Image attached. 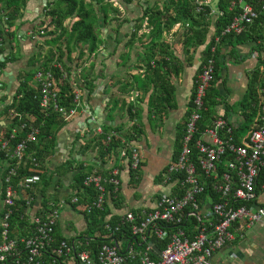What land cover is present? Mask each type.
Listing matches in <instances>:
<instances>
[{
    "label": "crops",
    "instance_id": "1",
    "mask_svg": "<svg viewBox=\"0 0 264 264\" xmlns=\"http://www.w3.org/2000/svg\"><path fill=\"white\" fill-rule=\"evenodd\" d=\"M165 1L134 0L127 3L118 0L119 7L112 4L120 14L108 11V18H105L103 14L99 16L100 8L95 0H86L88 7L91 3L96 8V18L100 19L96 28L99 48L90 53L87 44H71L67 50L64 43L68 35L66 41L56 45L50 36L41 34L51 22L47 12L64 7L61 0H21L19 15L11 22L9 35L4 37L2 61H6V65L0 67V112L12 103L20 87V78L43 62L45 55L43 58L39 55L43 48L47 54L49 50L62 47L64 69L71 72L81 92L77 116L67 122L61 121L53 128L57 145L45 165V169L53 174L47 192L49 199L71 200L75 194L73 179L81 171L80 163L87 174H106L113 169L120 171L118 191L122 204L116 208L108 191L106 208L110 209L111 215L107 220L130 211L151 210L159 194L169 190L162 184L160 175L174 160L178 137L183 131L194 94L195 80L216 32L217 17L215 14L208 17L210 32L202 45L186 44L187 29L181 23L171 29L162 26L163 30L157 34L158 18L141 20L143 10L150 7L159 11L164 8ZM5 8L6 3L0 1L2 24ZM76 19L67 20L66 27L69 29ZM257 45L254 42L235 44L232 56L229 55L232 48L224 47L218 57L220 64L226 66L222 72V76H226L225 87L219 86L223 89L221 97H225L226 103L232 107L229 110L236 115L234 121L237 125L244 122L241 106L258 69L262 76L256 85L258 88L264 86V65L260 66ZM166 59L170 63L168 66L164 63ZM155 61L161 63L158 75H166L174 87L172 104H165V108L160 99L162 83L155 86L154 75L148 72L150 67L152 72L155 70ZM261 96L259 90V98ZM12 121L11 117L0 115V143ZM114 133V140H126L141 148L145 162L138 180L133 178L128 161L120 158L118 148L121 144L109 157H100L98 143L102 141L104 145L106 138ZM73 159L76 162H72L70 170L65 173L66 163ZM8 163L0 161V217L5 198L2 176ZM157 182L160 188L154 192ZM260 200L264 202V192ZM73 206L69 202L62 210L56 236L79 245L87 229V220L82 206ZM139 241V238L133 241L122 239L120 246L125 251L127 244H131L140 250ZM211 264H264V221L243 229L236 242L218 252Z\"/></svg>",
    "mask_w": 264,
    "mask_h": 264
},
{
    "label": "built area",
    "instance_id": "2",
    "mask_svg": "<svg viewBox=\"0 0 264 264\" xmlns=\"http://www.w3.org/2000/svg\"><path fill=\"white\" fill-rule=\"evenodd\" d=\"M110 2L120 6L118 0ZM236 3L241 12L227 25L222 36L242 34L261 14L245 0L233 1L231 8ZM196 4V11L200 13L212 1L196 0ZM213 14L220 12L213 10ZM3 31L0 32V53L9 28ZM41 34L46 35V31L43 29ZM214 41L216 44L195 80L180 151L160 175L162 184L169 190L159 194L153 209L127 212L119 217L116 225L106 223V235L113 237L126 226L133 237L139 238L138 243L146 246L137 250L128 244L124 251L119 242L105 243L97 252H92L81 250L82 241L79 245L67 239L56 242L62 210L69 201L48 198L45 202L39 193L42 179L38 174L21 179L17 187L12 184L19 166L28 163L25 159L28 144L38 140L39 130L34 129L12 150L8 140L0 143V151H7L11 162L5 177L7 188L0 217V264H211L218 252L236 242L243 229L264 221V202L260 200L264 192V88L260 89L262 96L256 116L248 123L245 133H238V138L236 131L244 122L237 125L236 115L226 104L215 106V113L207 116L219 37ZM54 67L61 70L64 79L71 77L59 62ZM54 74L51 69L39 70L31 86L40 94L41 112L46 116L57 114L67 122L77 116L81 92L72 79V106L62 104V90L58 86L61 82L57 83ZM11 115L17 116L14 111ZM25 127V124L14 127L10 140ZM115 136L116 133L108 136L104 145L108 147ZM120 147V158L128 161L133 178L138 180L145 162L141 148L126 140L121 141ZM33 163L40 168L36 159ZM119 175L118 169L108 175L96 172L87 175L84 186L95 190L94 200L88 202L74 196L70 204H81L83 200L85 204H79L83 212H104L108 187L118 191ZM17 206L22 209L21 219L28 224L26 229L30 234L12 238L11 220ZM100 235L99 232L97 237ZM159 244L163 245L162 249Z\"/></svg>",
    "mask_w": 264,
    "mask_h": 264
},
{
    "label": "trees",
    "instance_id": "3",
    "mask_svg": "<svg viewBox=\"0 0 264 264\" xmlns=\"http://www.w3.org/2000/svg\"><path fill=\"white\" fill-rule=\"evenodd\" d=\"M2 3H6L5 8V15H4V24L0 23V32H4L3 30L8 27L10 29L11 22L15 20L20 12L21 7V0H0ZM99 5V16L105 15V18H108V11H112L114 14L119 15L120 11L110 3V0H95ZM125 2H133L134 0H124ZM205 1V0H200ZM235 0H219L218 7L220 9V14L216 15L217 22H216V32L209 43L208 48L204 54L205 59L210 56V49L213 45H215L214 38L219 37V42L216 47V53L214 54L215 58V78L212 87L208 92V101H209V110L206 113L207 116L215 113V106L226 104L227 109L229 110L232 108L230 105L226 103L225 97H221V90L219 86L225 87L226 83V76H222V72L226 69L225 64L219 62L218 57L221 53L222 48L230 47L232 48L229 55L232 56L233 54V46L235 44H244L248 42L257 43V50L259 51V61L260 66L264 65V0H245L255 6L260 14L259 18L251 25L247 31L243 32L240 35H225L222 36V32L224 29L229 25L235 17H237L240 12L241 8L236 3L234 8H231V3ZM63 2L64 7L57 9V10H50L47 12V16L51 17V22L49 25L45 27V31L47 36L52 38L51 42H55L56 45L58 43H63L66 36L68 35L67 41L64 43L69 50L71 44L76 46L81 44H87L88 50L90 53H94L99 48V38L96 34L97 28V21L100 19L96 18L97 10L94 9L91 3H86V0H61ZM104 3L103 5H101ZM164 8L156 11L150 7L143 10L141 20L144 21L146 18L155 19L158 18L160 21V27L157 29V34H159L164 26L165 28L171 29L176 24L181 23L184 25L185 29H187V41L186 44H190L189 42H193V46H200L202 45L206 39L207 35L210 32V21L208 17L213 14L212 5L204 6V10L200 13L196 11L197 4L196 0H166L164 4ZM7 18V19H6ZM71 18H77L73 24L68 29L66 27L67 20ZM116 20V19H114ZM98 21V23H99ZM257 28V29H256ZM5 35H9V33H5ZM4 35V36H5ZM191 45V44H190ZM3 50L0 53V56L3 54ZM39 55L44 60L41 64H39L33 71H29L25 73L23 77L20 78V87L17 90L16 95L13 98L12 103L9 106H6L4 110L0 112L1 116L11 117L12 118V126L8 128L5 132L4 140H8L11 142V150L15 148V146L21 142L22 140L26 139V136L32 132L34 129L39 130L38 140L34 143H29L27 151L25 152V159L28 163L25 165H20L17 170V176L13 178L12 184L17 187L19 181L25 177L38 174L41 176V185L39 189L40 196L46 202L48 200L47 192L48 188L51 184L53 174L51 175L46 169V161L53 155L54 149L57 145L55 133H54V126L55 124L64 121L59 115L50 113L48 116L44 115L40 109V94L37 89L31 86L35 74L39 70H48L51 69L54 72V76L56 78L59 87L62 90V98L63 103L66 106L71 107L74 95V87L71 85L72 74L68 70L65 71L68 73L69 78L64 79L63 73L61 70L54 67L55 62H59L63 67L64 63V52H62V47H59L57 50H49L46 54L45 49H40ZM155 70L152 72V68L150 67V62L148 63L149 69L148 72L154 75L153 83L155 86L158 83H162L163 94L160 95L161 101H163V106L165 108V104H172L174 87L168 81L166 75L160 76V72H158V68H160L161 63L155 61ZM166 66L170 63L166 59L164 62ZM6 65V61H0V67L4 68ZM163 65V63H162ZM65 68V67H64ZM157 74V76H155ZM162 75V74H161ZM150 76V75H149ZM262 74L260 69H258L251 80V84L249 86L248 92L246 97L243 101L241 107H243L240 114L244 119L243 125L239 127L236 131L237 138L238 133L243 132L246 127H248V123H251L254 117L258 112V103L261 100L259 98V90L263 87H257V83L260 82ZM151 78V77H149ZM73 83H76L73 80ZM193 98V96H192ZM255 105V106H253ZM12 111H14L17 116L13 117L11 115ZM186 122V120H185ZM26 125L25 129L15 135L14 139L10 140V136L12 135V131L14 127H20L21 125ZM185 124V123H184ZM184 124L182 128L184 129ZM183 136V131L180 132L178 137V145L175 152L174 159L177 157L180 151V142ZM80 140V139H79ZM121 142L118 140H113V142L108 146L105 147L102 144V141L98 143L100 157L105 158L109 157L112 150L118 148ZM7 151H0V161L4 163H8V167L6 168L3 176L2 181L4 182V195L7 188V183L5 182V177L7 176V172L9 170V166L11 165L9 161V157L7 156ZM33 159H36L40 164V168H36ZM72 162L75 163L76 160L69 161L66 163L68 167H66V172L70 170L72 166ZM14 165V163H13ZM25 165V166H24ZM81 167V171L75 175L73 179V188L75 194L72 197L77 196L83 198L85 201L92 202L95 198V190L93 188H87L84 186V179L87 175L91 173L85 172V167L82 163L79 164ZM61 170V169H60ZM59 173V171H58ZM99 173V172H96ZM105 175H108L106 173ZM108 191L111 194V198L114 201L116 208L122 204V200L120 198L119 191L113 186L108 187ZM70 202V201H69ZM80 204V203H79ZM79 204L74 205L73 207L79 206ZM81 204H85L83 200H81ZM80 204V205H81ZM107 207V204H106ZM136 213L135 211H133ZM85 213L86 220H87V229L83 233L81 241L82 247L81 250H90L97 252L98 247L107 243L113 244L115 242H119L122 239H126L128 241L135 240L136 237H133L131 231L126 226H122L120 231L117 232L113 237L106 235L105 227L106 223L108 222L111 225H116L118 223L119 217H111L107 220L108 216L111 215L110 209L106 208L104 212L93 210L91 213ZM23 215L22 209L19 206L15 207V214L11 220V237H21V236H28L30 234V230L26 229L28 224L25 220H22L21 217ZM101 233L99 237H97L98 233ZM137 239V238H136ZM61 240H65L60 236H56V242L58 243ZM72 241V240H71ZM133 244V243H132ZM138 248H143L146 246L143 242ZM128 245V244H127ZM160 249L163 248V245H158ZM155 258V256H153ZM10 264V263H7Z\"/></svg>",
    "mask_w": 264,
    "mask_h": 264
},
{
    "label": "water",
    "instance_id": "4",
    "mask_svg": "<svg viewBox=\"0 0 264 264\" xmlns=\"http://www.w3.org/2000/svg\"><path fill=\"white\" fill-rule=\"evenodd\" d=\"M219 0H214L212 4V9L218 14L220 12V9L218 7ZM3 55L0 56V61H2Z\"/></svg>",
    "mask_w": 264,
    "mask_h": 264
},
{
    "label": "rangeland",
    "instance_id": "5",
    "mask_svg": "<svg viewBox=\"0 0 264 264\" xmlns=\"http://www.w3.org/2000/svg\"><path fill=\"white\" fill-rule=\"evenodd\" d=\"M235 110H237V107L235 108ZM244 133H245V130H244ZM175 149H176V147H175ZM159 188H160V184H159V182H157L156 189H154V192H156Z\"/></svg>",
    "mask_w": 264,
    "mask_h": 264
},
{
    "label": "flooded vegetation",
    "instance_id": "6",
    "mask_svg": "<svg viewBox=\"0 0 264 264\" xmlns=\"http://www.w3.org/2000/svg\"><path fill=\"white\" fill-rule=\"evenodd\" d=\"M175 152H176V150H175Z\"/></svg>",
    "mask_w": 264,
    "mask_h": 264
}]
</instances>
